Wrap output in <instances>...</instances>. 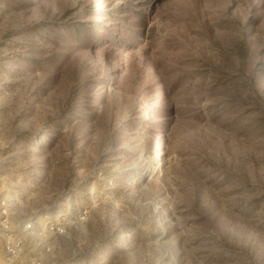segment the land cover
I'll use <instances>...</instances> for the list:
<instances>
[{"label":"rangeland","instance_id":"obj_1","mask_svg":"<svg viewBox=\"0 0 264 264\" xmlns=\"http://www.w3.org/2000/svg\"><path fill=\"white\" fill-rule=\"evenodd\" d=\"M0 187L39 259L264 264V0H0Z\"/></svg>","mask_w":264,"mask_h":264},{"label":"built area","instance_id":"obj_2","mask_svg":"<svg viewBox=\"0 0 264 264\" xmlns=\"http://www.w3.org/2000/svg\"><path fill=\"white\" fill-rule=\"evenodd\" d=\"M15 200L0 187V264H57L36 256V226L38 219L15 217ZM84 211L76 219L83 220ZM61 224L51 223L54 235H64L67 218ZM32 239H34L32 241ZM42 249L50 250L48 243Z\"/></svg>","mask_w":264,"mask_h":264}]
</instances>
